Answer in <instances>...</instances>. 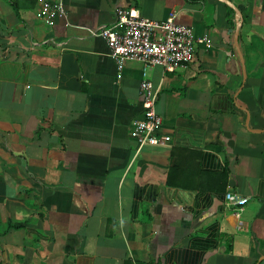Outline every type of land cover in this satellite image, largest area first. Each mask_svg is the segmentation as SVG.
<instances>
[{
    "label": "crops",
    "instance_id": "crops-1",
    "mask_svg": "<svg viewBox=\"0 0 264 264\" xmlns=\"http://www.w3.org/2000/svg\"><path fill=\"white\" fill-rule=\"evenodd\" d=\"M129 7L211 40L147 71L156 145L99 35ZM0 264H264V0H0Z\"/></svg>",
    "mask_w": 264,
    "mask_h": 264
},
{
    "label": "built area",
    "instance_id": "built-area-1",
    "mask_svg": "<svg viewBox=\"0 0 264 264\" xmlns=\"http://www.w3.org/2000/svg\"><path fill=\"white\" fill-rule=\"evenodd\" d=\"M40 16L49 20L54 14H63L62 5L41 1ZM116 22L110 28H101L99 35L105 40L108 56L121 70L126 61H137L143 65L139 84L142 117L132 123L130 136L139 147L158 144L157 132L161 120L155 112V102L159 87L146 79L147 71L160 66L171 72L189 63L194 55L195 44L211 46L207 36L195 37L190 27L174 22V14L163 21L146 19L140 16L136 8H118L115 10ZM226 206L238 215L247 202V198L231 191L225 193Z\"/></svg>",
    "mask_w": 264,
    "mask_h": 264
}]
</instances>
